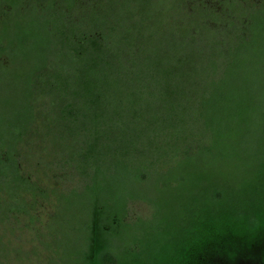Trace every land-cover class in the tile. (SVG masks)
Returning a JSON list of instances; mask_svg holds the SVG:
<instances>
[{
  "label": "trees",
  "instance_id": "16d2710c",
  "mask_svg": "<svg viewBox=\"0 0 264 264\" xmlns=\"http://www.w3.org/2000/svg\"><path fill=\"white\" fill-rule=\"evenodd\" d=\"M25 1L0 0V77L24 62L0 115L2 222H33L48 203L67 228L57 205L82 203L86 264L243 256L264 234V140L254 162L230 134L254 110L232 107L243 95L225 82L246 47L264 52V0ZM169 37L183 45L170 56ZM233 157L256 169L236 186L208 171ZM133 201L154 212L130 217Z\"/></svg>",
  "mask_w": 264,
  "mask_h": 264
},
{
  "label": "rangeland",
  "instance_id": "374dc122",
  "mask_svg": "<svg viewBox=\"0 0 264 264\" xmlns=\"http://www.w3.org/2000/svg\"><path fill=\"white\" fill-rule=\"evenodd\" d=\"M259 1L261 0H256V2ZM250 2L255 3V0H250ZM25 3L27 8L32 7L29 0H26ZM213 4L217 8L222 7L218 0L214 1ZM226 30L227 26L224 25L222 32H226ZM162 37H160V42ZM162 40L168 41L166 37H163ZM173 40L169 37L170 42ZM166 41V46L163 48L166 49L169 56L170 54L174 55L175 48L178 50L183 49V45L177 40L172 43H167ZM188 47H191V45ZM188 47L186 50H190ZM232 60H235V57ZM239 61L242 65L237 66L233 64L231 68L233 76L227 78L225 87L232 86L241 92L243 95L242 98L240 101H235L232 107L242 104L241 107L254 110V119L252 117L253 123L247 131L236 133L235 129L230 134L234 137H239L240 134V136H243V139L248 144L246 147L251 152V157H248V159L255 162L252 152L255 150V152L261 154V144L264 140V52L262 47L258 55L255 53V44L254 46L246 47V51ZM13 62L10 70L8 69L6 74L0 77V115L5 116L11 113L13 103L17 98L16 96L20 94L16 75L24 69V62L18 57L13 59ZM5 102H9V110L6 114H3L1 110L3 109L2 104ZM255 107L257 108L256 116ZM232 128H234V125L229 129ZM236 153L238 154V158L243 157V152L242 155L239 151H236ZM238 158L233 157L231 159V165L227 166H225L223 159L212 162L213 166L208 171L215 176H222L227 185L236 186L238 181L242 180L250 172L256 171L254 168L249 169L241 166V161ZM176 161L172 160L168 162V167L174 168L177 164ZM46 167L49 169L50 165ZM62 175V173H59V176ZM155 175L156 173H152L149 181L144 186L146 194L155 196L159 193V185L155 180ZM178 176H180V173H178ZM58 206L59 208L56 211L59 213L57 212L56 215H63L65 217L63 223L67 225V228L61 227V224L57 223L58 220L62 222L59 218L49 221V216L53 212V208L48 203L36 208L37 210L34 211L37 213L36 220L33 222H30L26 216L21 217L18 221H15L13 218L8 222H2L0 219V264H86L81 260L82 253L87 252L83 248L84 237L86 235L83 229L86 226V222L82 218L84 216V207L82 203L71 207H66L65 204ZM149 212L153 213L154 209H150V205L147 203L141 201H133L130 203V217L144 216ZM69 228L72 230H69ZM115 254H118L117 251H115Z\"/></svg>",
  "mask_w": 264,
  "mask_h": 264
},
{
  "label": "flooded vegetation",
  "instance_id": "af4514ba",
  "mask_svg": "<svg viewBox=\"0 0 264 264\" xmlns=\"http://www.w3.org/2000/svg\"><path fill=\"white\" fill-rule=\"evenodd\" d=\"M244 250L243 256L240 255L234 261H225L222 264H264V234L255 239V244Z\"/></svg>",
  "mask_w": 264,
  "mask_h": 264
}]
</instances>
